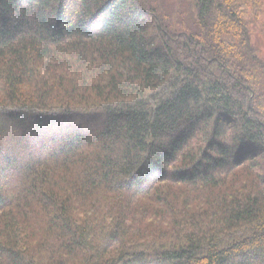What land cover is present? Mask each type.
<instances>
[{
  "label": "trees",
  "instance_id": "1",
  "mask_svg": "<svg viewBox=\"0 0 264 264\" xmlns=\"http://www.w3.org/2000/svg\"><path fill=\"white\" fill-rule=\"evenodd\" d=\"M174 4L0 0V264H264V2Z\"/></svg>",
  "mask_w": 264,
  "mask_h": 264
},
{
  "label": "rangeland",
  "instance_id": "2",
  "mask_svg": "<svg viewBox=\"0 0 264 264\" xmlns=\"http://www.w3.org/2000/svg\"><path fill=\"white\" fill-rule=\"evenodd\" d=\"M166 3L174 4L175 0H166ZM252 33H253V42L255 43L256 47L259 49V54L261 58L264 60V8L261 18L257 20L253 25ZM219 77L221 79L226 78V76L223 74H220ZM257 119H260V116H257Z\"/></svg>",
  "mask_w": 264,
  "mask_h": 264
}]
</instances>
